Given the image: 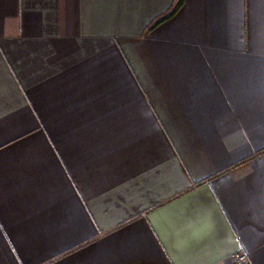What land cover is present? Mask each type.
Listing matches in <instances>:
<instances>
[{
    "label": "crops",
    "instance_id": "obj_1",
    "mask_svg": "<svg viewBox=\"0 0 264 264\" xmlns=\"http://www.w3.org/2000/svg\"><path fill=\"white\" fill-rule=\"evenodd\" d=\"M175 1L0 0V264H264V0Z\"/></svg>",
    "mask_w": 264,
    "mask_h": 264
},
{
    "label": "trees",
    "instance_id": "obj_2",
    "mask_svg": "<svg viewBox=\"0 0 264 264\" xmlns=\"http://www.w3.org/2000/svg\"><path fill=\"white\" fill-rule=\"evenodd\" d=\"M185 0H176L174 5L171 7L169 11L158 17L148 28V31L155 28L157 25L162 23L163 21L171 18L173 15H175L178 10L182 7Z\"/></svg>",
    "mask_w": 264,
    "mask_h": 264
},
{
    "label": "built area",
    "instance_id": "obj_3",
    "mask_svg": "<svg viewBox=\"0 0 264 264\" xmlns=\"http://www.w3.org/2000/svg\"><path fill=\"white\" fill-rule=\"evenodd\" d=\"M246 260H247L246 255H240V256L238 257V261H240V262H244V261H246Z\"/></svg>",
    "mask_w": 264,
    "mask_h": 264
}]
</instances>
